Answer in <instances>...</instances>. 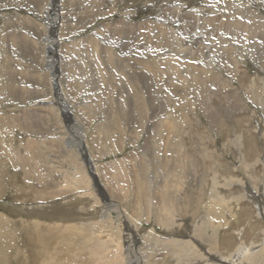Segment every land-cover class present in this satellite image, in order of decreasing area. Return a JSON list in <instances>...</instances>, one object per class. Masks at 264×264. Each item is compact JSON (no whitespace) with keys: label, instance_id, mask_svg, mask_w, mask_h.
Returning <instances> with one entry per match:
<instances>
[{"label":"rangeland","instance_id":"374dc122","mask_svg":"<svg viewBox=\"0 0 264 264\" xmlns=\"http://www.w3.org/2000/svg\"><path fill=\"white\" fill-rule=\"evenodd\" d=\"M37 1L36 0H0V22H1L0 23V27H1L0 43H3V40H5V38H6V35H5L6 33H4V31L2 32V29L5 28V26L8 25V23H10L11 21H12L11 26L16 24V23H18V24H16L15 26H21L20 25L21 23H19V20H22L25 16H26L25 18L28 17L29 19L36 21L34 23L40 24L46 33V34L44 33L43 36L40 34H37V31H36L37 28L36 27L34 28L32 26H27L26 28H19V31L15 30V32L16 31L17 32L15 33V36L12 37V39H11V42L13 44H15V46H12L13 49L10 50V55H12V56H9V58L11 60L14 59V61L13 60L11 61V65H10L11 67H9V68L13 69L12 71L14 73H16L17 76L18 75L20 76V80L22 79L23 83H22V81H20L19 87H18L20 90H18L19 93H18V95L15 96V99H14V97H10V95H11L10 93H11L12 89L7 88L9 86H7L8 84H5L6 83V82H4L5 80H3V82L0 81V86L3 84V86L0 87V116L7 115V117L11 118L13 114H14L13 116H16V115L18 116L20 114L22 116L27 117L28 114H30L35 109V107H36L35 104L41 103L43 101L46 102V104H48V105H52L51 107H53V108H55V106L58 107V109L55 108L54 110L52 108H50V109L48 108L49 110L44 108L45 111H44V113H42V116H41V119H42V117L44 119V120L42 119V122H41L42 126L43 127L45 126V128L48 129L49 133H52L51 134L52 136L50 134L48 135V137L53 142V148L51 150L52 151L51 154L55 155V156L58 155V158H60V160H55V161H57L55 164L57 167L65 164L63 161V158H64V151L67 150V148L70 147L76 151L81 150L83 148V146L81 144H82V141L84 142L85 136H88V139H90V140H93V139L98 140L99 139V138H97L98 136H97L96 130H94V127H96V124H98V122L101 121L102 118L100 116L103 114V111H105V110L112 111V106L110 105L112 103L109 102L108 96H111V98H113L112 101H113L115 106L117 105V103H121L124 106V105H126L127 99L126 98L123 99V98L125 97L126 92L128 91L131 94V97L133 98L132 103L135 106L134 109H135V111L137 110L136 103H135V99H136L135 92L132 91V89L129 87L126 88L125 85H123L121 82H119L120 78L117 74H115V76L113 75L114 77L109 76L110 78L103 75L102 77L101 76L100 77L99 76L86 77L87 79L84 80V78L81 77L82 74L77 69L71 67V66H74V64H75L73 53L76 55H77V53L81 54V56L84 59L85 58L86 59L91 58L92 54H93L92 50L94 49L93 46H94L95 42L100 44V45L106 46V47L109 45L110 47L109 46L108 47L111 50L114 49L113 51H115V52L118 51L119 54H122V55H123V51H121V50L122 49L125 50L126 48H128L126 50V52H129V54H130L129 57L133 58V60H137L138 58H141L142 56H143L142 59H148L149 58L153 61H156L157 64H154L153 66L156 65L155 68L157 70H158V66H160L159 68L161 70H159L160 72L157 70L153 71L152 70L153 67H150L151 70L149 69L150 71H152V72L149 71V73L151 74L150 79H151L152 85H150V89H151V93H153L152 94L153 103H152V105H150V107L146 111V114L148 113V111H149V113L147 115H145L144 119L141 118L136 111V113H135L136 118H133L134 122L131 121V122L127 123L128 125L125 124V126L121 125V122H119L118 128H120V129L118 131V134H120V135L117 134L118 136L114 137L115 139L112 138L111 140H113V141H111L110 138H107L106 141L108 144L110 143L109 146H107V143L105 145V140H102V141L100 140L99 143L104 141L103 142L104 146L102 145L103 143L101 145L98 143L99 145H97V146L90 145V149L87 148L89 150L88 156L89 157L91 156V158L94 160L95 166L97 168L95 166L91 167L86 162L87 161L86 158L80 157L81 161L79 163V167L82 170V172L80 170V172H81L80 174L86 176L85 180H87V181H84V182H86L85 183L86 186L83 182L81 184L82 187L80 186L79 189L65 188L67 190L66 197H69L68 195L71 196V194H74L77 192L86 193V191L92 190L94 195L97 196V197L96 196L95 197L98 199L99 204L98 205H96V204L91 205V204L87 203L88 201L86 202L85 200L83 201L82 199H79V202L74 201L73 198L72 199L69 198L68 200H66V202L70 203V206H71V207L68 206L66 208H68V210L73 209L72 211L78 210V212H75V213L69 212V215H65V212H64V214L62 213L63 215H60V216L56 215L57 217L54 215V217H49V216H43V215H31L25 211L26 207L29 209H30V207L31 208H34L37 206L49 207L51 205L54 207H57V206L60 207L61 204L66 203V202H64L65 201L64 196H59L60 194H58L56 192L59 189H63V186L60 183L61 178L59 176H56V177H52V179L51 178L48 179L47 175H48V172H50V170H51V166H49L47 164H45V166H44V162L40 164V163H38V162L36 163L34 161L31 163V165L26 164V162L23 160L24 158L26 159V155H27L26 154V148H24L25 146L22 147L23 152L21 150V159L15 157L13 155V152L15 150L14 148L19 147L20 140L22 138L25 139V136L27 135V133H23V135H22V133H20L21 132L20 129L17 126H13V125H10V126L4 125L3 127L0 126V128L2 127L0 129V143L2 145L1 150H0V174H1V169L3 170V173L1 174L3 176L0 175V216L3 215V217L1 216L2 218L6 217L5 219L11 220L13 222V225H14L13 230H10V232H8L9 230L6 231L4 229V227L0 228V235H3V239H1L2 241L0 240V264H33V263L35 264V261L38 258V256H41V254L43 253V250L41 249L42 244L47 245V248L45 249V251L51 255L50 257L52 258V262H54V260H56L58 256H62L61 254L63 253L65 256L68 257V259L70 261H72L73 259H76L72 264H86V263H88V264H93V263L94 264H114L113 260H114V257L117 255L116 252H114V250H116L118 248L117 249L118 252L120 251V248L115 243V240H117V236H116L115 240H110V241L104 240L102 242L101 237H97L96 235L92 237V226L90 227L87 224L89 222L91 223V221L93 223L102 222L101 221V212L102 211L103 212H111L112 216H115V213L118 214V212L120 210L126 211L127 214L131 215L135 226L140 227L139 223H138L140 221L144 225L143 228L139 229L140 230V234H139L140 237L138 239L139 243H136L137 245L134 243L136 245V247L138 248V250L134 253V257H132V264H144V263L145 264H177L176 261H173L172 254H171V256H169V254H167V255H164L165 253L163 254V252H165V251L158 253L155 257H152L150 259H148V258L145 259V256L148 253H150V251L147 247L148 245H146L147 242L144 239V236H146L147 235L146 233H148V229H151V227L155 226V230H157L159 233H161V235H166L165 233L167 232V230L163 226H158L155 222H153V218H151V211H148V210H150V206L148 205L149 197L152 195L153 191L158 192L157 194H161L160 192L164 191L163 188L159 189L158 187L163 185L165 179L163 176H161L162 178L160 177L159 178L160 180L158 181L160 186H156V185L151 186L150 182L152 181V178L149 177L151 174L146 173L145 169H147V165L152 162L153 156H159V158L162 162H164L165 160L167 161V160L173 159V156L171 155V153L169 154V152L167 153V151H166V149H167L166 143H168V142H172V144H175V145L178 144V147H176L175 154H174L175 157L177 155L179 156L181 152H188V154L191 157V161L196 166L197 173L199 174V177L202 176V174H204V177H205L204 184L202 186H200V188H199L200 183L197 187L191 186L190 188H188L186 186H178L179 187L178 188L177 186L176 187L173 186L172 182H170L167 190H169L172 195L184 197V200H183L184 206L182 205V212L185 213V219H183V220L190 221V222H192V220H194L191 216H189L186 213L187 207L191 205L190 207L192 209L195 207V209L192 210L189 207V212H190L189 214L195 213L196 214L195 217L197 218L196 222L201 223L202 215L206 212L209 203H210L211 207H212L213 203H215L213 205L218 204L217 202H215L216 199L220 198L218 193H220V195H225L227 197L232 196V198H233L235 195H237L239 192H241L242 185H233L231 187V186H228L227 184H224V181H225L224 178L228 179L229 177H235V178L237 177L239 180L242 181V183L245 182V184L247 185L246 188L250 191V193L248 195L250 197V199L248 201L245 200L241 206L240 205H238V206L233 205L232 209L230 208L231 207L230 205H229L230 207L229 206L227 207V204H224L223 207H222V205H221V207L219 205H216V206H219L221 208V210H219L218 212L213 210L212 212H215V214L217 213L216 215L219 214V216L217 218L213 217L212 213L210 211V218H211L210 219V227L209 226L207 228L204 227V229L210 230V237L214 234V231H216L215 226L217 227V229H219V232H218V236H219L218 250L221 252L223 257H227L230 254L234 253L236 251L237 247L241 244L245 245L247 248H254V247L259 246L261 243H263L264 242V220L262 218L256 217V214H258V213L256 212V208L254 207L253 203L250 201V200H252V197H253L252 194L253 193L251 192V189H250L251 184H250L249 177L241 168V163H240L239 154H238L239 151H238L237 146H236V143H237L236 138L241 136V138H243L244 143H246L245 148H244L245 150L243 149V153H244V155L246 154L245 158L247 161L252 163V162H256L259 157H262V156L264 157V139H263L264 131L262 132V136H263L262 137L261 133H260V129H259L260 127H264V122H263L264 121V110H263L262 106H260L261 104H258L257 102L255 103V101L253 100L254 97L250 94L251 91L248 89L250 81L252 79L264 78V31H263L264 30V0H208V1L207 0H158V1L157 0H117V1H115V0L114 1L113 0H104V1L98 0V2H97V0H87V1L86 0H65V1L64 0H37ZM57 1H58V3H57ZM72 1H73V3H72ZM89 1L92 2V4H89ZM188 1H190V2H188ZM182 2H185V3L187 2L188 5H190L192 7H198V8H202V7L204 8L205 7L204 9L213 10L212 13H214V15L212 17H215V18L212 19V17H211L210 19L211 20L216 19L218 21V22L215 21L214 23L210 22L209 23L210 26L209 25L204 26V24H202L201 25L202 26L201 31H200L199 28H197L196 26L190 25L191 19L188 17L189 19L184 18L185 20L182 21V24L179 27L180 34L183 31L184 33L187 32L186 34L190 35L191 33H189V31L192 32V31L196 30V31L192 32L194 35L193 34L190 35L192 37L182 33L181 35L183 37L181 36V40H182L181 42H185V43H183L185 47H190V44L193 41H195L193 43L197 47V51L199 50V52H200L198 54V56H196V60L199 61L200 64L198 62H195V60H194V62L192 61L194 64L193 63L190 64L191 59L188 60V58L185 59L184 64H182L183 62L180 61L182 59L179 58L178 56H176L177 53H176L175 49H177L179 46H176V42L173 43L170 41V37L167 34L166 30L164 29V24L166 25L167 20L170 21L171 17L175 13L174 7H178V5ZM105 3H107V4L105 5ZM83 5H85V6H83ZM98 5H100V6H98ZM208 5H209V7L207 8L206 6H208ZM105 6H106V8H104ZM101 7H102V9H101ZM168 7H169V10H171V9L172 10L169 11L167 9ZM210 7H212V8H210ZM252 8H253V11H252ZM69 10H72V11H69ZM139 10H142V11H140V13H139ZM248 10H249V13H248ZM45 11H47V12H45ZM112 11H114V12H112ZM99 12H101L102 15ZM136 12H137V14H136ZM163 12H166V13H163ZM167 12L170 15H168ZM224 12H225V14H224ZM128 13L131 14L132 25H128L127 19L129 18V15H130ZM217 13L219 16L217 15ZM123 14H126V15H123ZM121 15H122V17H121ZM165 15H166V17H164ZM241 15H242V17H241ZM244 15H245V17H244ZM20 16H21V18H20ZM91 17H92V19H91ZM136 17H138V18H136ZM167 17H169V18H167ZM143 18H145V19H143ZM253 18H255V19H253ZM83 19H85V20H83ZM123 19H125L126 21ZM158 19L161 21H157ZM45 20H47V21H45ZM237 20H239V21H237ZM78 21H79V23H78ZM136 22H138V24ZM159 22H160V24H159ZM183 22H185V23L183 24ZM241 22H243V23H241ZM61 23H62V25H64L65 28H63V26L61 27ZM143 23H145V24H143ZM161 24H163L162 25L163 28L160 27ZM185 24L188 25V27ZM182 25H183V27H182ZM189 25H190V28L192 27V29H189ZM71 26H73V27H71ZM143 26H146V29H144L145 27L143 28ZM178 26L179 25L176 23L175 27H178ZM58 27H59V29H58ZM99 28H100V30H99ZM104 28H105V30H104ZM184 28H188L189 30H186ZM120 29H122V30H120ZM140 29H141V31H140ZM57 31H59V32H57ZM115 32H116V35H115ZM122 32L123 33L126 32V33L123 34ZM120 33L122 36L118 35ZM69 34H71V35H69ZM100 34L101 35L105 34L104 36L102 35L104 38L101 37ZM196 34L197 35L199 34L198 35L199 37H197ZM2 35H5V36H2ZM23 35H25V36L23 37ZM126 35H127V37H126ZM128 35H130V36H128ZM134 35H135V37H134ZM161 35H163V36H161ZM131 36H132V38H131ZM148 36L149 37L151 36L150 40L148 39L149 38ZM61 38L64 39L63 40L64 42L62 41L64 44L62 42L60 43L59 40H61ZM137 38H139V39H137ZM146 38L148 40H146ZM151 38H152V40H154L153 42H152ZM159 38H161V39H159ZM200 38H201V40L203 38L204 39L201 41V40H199ZM126 39H128V40H126ZM134 39H135V41H134ZM195 39L196 40L198 39L199 41L197 40L198 41L197 42ZM18 40H20L21 42ZM142 40H144V41H142ZM83 41H84V43H83ZM19 42H20V44H19ZM43 42H44V44H43ZM74 42H75V44H74ZM201 42H203V43H201ZM40 43L43 45H41ZM81 43H82V45H81ZM91 43H92V45H91ZM146 43H148V44H146ZM51 44H53V45H51ZM77 44H78V46H77ZM173 44H174V46H173ZM63 45H64V47H63ZM136 45H137V47H136ZM142 45H144L145 49ZM212 45H214V47ZM75 46L79 47V48L75 49L76 48ZM150 46L151 47L153 46V48L155 50L152 49ZM169 46H171V47H169ZM207 46L209 47L210 50L208 49ZM111 47H113V48H111ZM129 47H132V48H129ZM164 47H165V49H164ZM200 47H201V49H199ZM171 48H172V50H171ZM66 49L67 50L69 49V50L67 51ZM130 49H131V51H130ZM43 50H45V51L47 50L46 51V58L47 59H46V62H44V64H40L41 62H40L39 56H41V53ZM159 50H160V52H159ZM141 51H142V54H141ZM35 52H37V53H35ZM83 52H85V53H83ZM137 52H140V54ZM144 52H145V54H144ZM0 53L2 54V55L0 54V63L5 62L6 60L7 61L10 60L8 57L6 58L4 56V52L2 53V51H0ZM86 54H88L90 57H88V55H86ZM134 54L136 56L139 54L137 56L138 58ZM171 54H174V55H171ZM66 55H68V56H66ZM170 55L175 57V58L170 57ZM3 56L5 57V59ZM1 57H3V58H1ZM193 57H194V55H193ZM202 57L204 59H206L208 57L210 58V60H211L210 65H209L210 70L205 67L206 64L203 63L204 61L202 60ZM238 57L244 61L245 66H243L242 68L241 67L236 68L237 67L236 62H238V59H239ZM215 59H216V62L214 61ZM17 60L19 61V63ZM159 60H162L161 63L159 62ZM168 60H170L171 61L170 63H172V64H170L171 67L165 66V65H167ZM174 62H177L176 65L178 66V69H177V66L176 67L174 66ZM219 62H221V63H219ZM15 63H17V64L15 65ZM224 63L227 65H225ZM39 64L42 66H40ZM185 64L194 65L195 67H193V68H195V69L197 66V70H196L197 75H202V77H203V78L201 77V81L199 82V85H197V88L195 89L196 91L195 90H194L195 92L193 91V95L188 94L189 93L188 88H185V86H181L182 84H180V85L177 84L178 80H179V83H180V81L183 82V80H184L183 78L186 75V73H185L186 70L183 69V65H185ZM196 64H198V65H196ZM211 64L213 66H215V68ZM221 64L223 67L219 66ZM12 65H15V67ZM44 65H46L45 67L47 69V73H49V75H50L49 78H50L51 82H49V83H46L44 81V79L41 77L43 75V73L45 72V71H42ZM161 66H162V68H161ZM207 66H208V64H207ZM201 67H203V68L201 69ZM14 68H15V70H14ZM22 68H24V69H22ZM175 68L179 73L178 72L175 73L176 72ZM163 69H164V72H166V73L163 72ZM29 70H33V72L30 73ZM173 71H174V73H173ZM191 72L193 73L194 70ZM78 73L80 76H78ZM175 74L176 75L179 74V76L177 75L175 77ZM66 75H68V76H66ZM162 76H164V77L162 78ZM220 76L222 78L224 77L226 82L220 81V79H219ZM103 77H106L107 79H111V80L108 81L109 83L107 82V84H103L102 82H98V81H97L98 82L97 83L94 80V79H101ZM166 77H167V79H166ZM169 77H171V78H169ZM177 77H179V78H177ZM212 77H213V79H212ZM173 78L174 79L176 78V80H174ZM233 78H234V80H233ZM121 79L123 81H125V79L123 77H121ZM204 79H206V80H204ZM0 80H2V76H0ZM83 80L86 81L87 84L84 82V84L81 85ZM170 80L174 81V86H175L174 88L172 87L173 85L170 86V83H171V82L169 83ZM113 82L117 83V85H112ZM123 83H125V82H123ZM161 83H164V84H161ZM90 84H91V86H90ZM154 84H155L156 88H155V86L153 87ZM167 84H169V85H167ZM220 84H222V85H220ZM5 85H6V87H5ZM164 85H165V87H164ZM21 86H22V88H21ZM123 86H124V88H123ZM167 86H168V88H167ZM91 87H93L94 90ZM171 87H172V89H170ZM164 88L165 89L167 88V89L164 90ZM175 88H176V90H175ZM91 89H92V91H91ZM116 89H118L119 91ZM159 89H162V90H159ZM168 89H169V91H168ZM103 90H104V92H102ZM112 90H113V92H112ZM166 91H168V92H166ZM224 92H226V93H224ZM197 93L199 94L198 95L199 97L197 96ZM105 94H106V96H105ZM123 94H124V96L122 97ZM172 94H174V95H172ZM19 95H21V96H19ZM115 95H117V96H115ZM179 95L182 97H180ZM48 97H49V100L47 99ZM88 97H90V98H88ZM200 97L203 99H200ZM60 98H61V100H60ZM120 98H122V100ZM157 98H159V99H157ZM180 99H181V101H180ZM182 101H183V103H182ZM192 101L194 103H191ZM195 101H197V102H195ZM242 104H243V106H242ZM173 106H175V108H173ZM203 106H204V109H202ZM258 106H260V107H258ZM29 107H30V109H29ZM33 107H34V109H33ZM100 107H101V109H100ZM167 107H169V108H167ZM38 108L39 107H37L35 110H37ZM78 109H79V111H77ZM57 110H58V112H60L59 114H58ZM68 111H70L73 118H71L70 116H66L64 114V112H68ZM176 111L178 113H180V114H178L179 115V117L177 118L178 121H176V119L173 121L174 117L173 118H172V116L170 117V114L174 115V113ZM217 111H218V113H217ZM45 112H46V114H45ZM56 112L58 115L56 114ZM80 112H81V114H80L81 116L79 115ZM166 112L168 114H166ZM75 113H76V115H75ZM114 113L116 114V112H114ZM36 114H37V116L41 115L40 113H37V112H36ZM154 114H156L157 116ZM215 114H216V116H215ZM166 116H167V118H165L166 119L165 120L164 117H166ZM90 117H92L91 120L89 119ZM96 118L98 119V122H97ZM138 118L141 121L138 120ZM151 119H152V121H151ZM0 120L2 122L4 119L0 117ZM142 120L145 121L146 124H145V122H142ZM159 120H160V122H159ZM162 120L165 123H163ZM54 121H56V122H54ZM71 121H72V123H69ZM157 121H158V123H157ZM210 121H212V122H210ZM152 122H153V124L150 125ZM215 122H216V124H215ZM134 123H136V124H134ZM140 123L142 125H140ZM155 123H157V124H155ZM160 123H162L163 125ZM170 123H172V124L174 123L173 124L174 126L171 125ZM53 124L56 126H54ZM70 125H72V126H70ZM89 126H90V128H89ZM134 126L137 128H134ZM158 126H160V127H158ZM169 126L172 130H170ZM176 126H178V127H176ZM183 126L184 127L187 126L188 128L185 127V129H186L185 130V129H183ZM131 127H133L134 129ZM166 127H168V129ZM131 129L133 130V133H131V131H132ZM160 129L161 130L164 129V130L160 131ZM165 129H167L166 130L167 132L165 131ZM54 130H56V132ZM138 130H140L141 132ZM155 130H157L158 132H155ZM122 132H123V134H122ZM135 132H137V133H135ZM142 132H143V134H142ZM168 132H170V133H168ZM85 134H87V135H85ZM179 134H181V135H179ZM36 135L37 136L35 137V140L37 138L38 139L41 138L40 134H36ZM144 135H146L147 137ZM155 136L157 137V139ZM150 137H152V138H150ZM158 137H160L162 140L165 137L164 140H166V141H162ZM171 137L172 138L174 137V138L172 139ZM118 138H120V139L118 140ZM104 139H106V138L104 137ZM108 139H109V141H108ZM155 139L158 141V143H157V141H155ZM114 140H117V141H114ZM173 140H176L177 143ZM232 140H233V142H232ZM61 141H62V144H61ZM133 141H135L137 143H135ZM123 143L125 144L124 146H123ZM182 143H184L185 146ZM66 144H68V145H66ZM55 145H57L56 148H55ZM64 145L66 146V148ZM155 145H158V146H155ZM141 146H142V148H141ZM154 146H155V149H152V152L154 151L152 153L150 150V147L154 148ZM100 147H101V150H100ZM115 147H117V148H115ZM120 147H121V149H119ZM94 148H95V150H94ZM108 148L110 150L113 148V150H112L113 152L107 150ZM122 148H125V149L122 150ZM147 148H149V149H147ZM235 148H236V150H235ZM177 149H178V151H177ZM92 150H94V152ZM61 151H62V153H61ZM106 151H109V152L107 153ZM2 153H3V155H1ZM10 153H12V154H10ZM99 153H100V155H98ZM129 153H130V155H129ZM139 153L141 154V156ZM22 156H24L23 159H22ZM135 157L137 158V160ZM146 157H147V159H146ZM12 158L13 159L15 158L17 162L15 161V159L13 160ZM7 159H9L8 162L6 161ZM18 159H20V161ZM96 160H98V161H96ZM139 161H141V163ZM129 162H130V164H129ZM82 165H83V168H82ZM139 165H140V167H139ZM25 166H26V168H25ZM40 167H42L44 169H42ZM29 168H30V171H29ZM256 169H257L256 171H257L258 175L262 177V175H264L263 174V172H264V161L257 163ZM148 170H149V168H148ZM120 171H122L123 174ZM139 171H140V175H139L140 177L137 180L136 175L138 174ZM92 172H94V173H92ZM128 173L130 176H128ZM215 173L218 174L219 179L221 178L220 179L221 184H219V185L217 184V186L215 185L216 183L213 182V180H214L213 178H214ZM126 174L128 177L126 176ZM40 175H42V176H40ZM93 175H94V177H93ZM119 177H120V179H119ZM36 179H38V180L36 181ZM39 179H41V180L39 181ZM199 180H200V178H199ZM133 181H134V183H133ZM1 183H2V185H1ZM138 183L142 184L144 186V188H146V189H143L142 185H141L142 187L139 188ZM217 183H218V180H217ZM87 184H88V186H87ZM117 184H119V185H117ZM32 185H33V187H32ZM149 185H150V187H149ZM222 185H227V187L225 188ZM260 186L263 188L264 183H262ZM35 187H37V188H35ZM59 187H62V188H59ZM46 188H47V190H46ZM87 188H89V189H87ZM17 189H20V190H17ZM40 189H42V191H40ZM215 189H216V191L214 192ZM73 190H74V193H73ZM113 192H114V194H113ZM115 192H116V194H115ZM211 194H212V196H211ZM40 195H41V197H39ZM55 195H57V197ZM254 195L257 197V199L259 201L260 200L259 198H261V197L260 196L258 197V193H256V194L254 193ZM42 196H44V198ZM33 197H35L36 199L34 200ZM124 197H125V199H124ZM146 197H148V198H146ZM209 197H210V202H209ZM141 198H143L144 201ZM46 200H48V201H46ZM107 200H109V201H107ZM263 200H264V198L262 199V201ZM57 202H60V204H58ZM135 202H136V204H135ZM140 202H141V205L143 204V206L140 205ZM21 203H23V204H21ZM145 204H146V206H145ZM62 206H65V205H62ZM102 206L104 207L103 210H101ZM242 207L245 210L242 209ZM60 208H61L60 210L64 209V207H60ZM144 208H147L148 210L147 209L145 210ZM17 209H20V210L23 209L22 213H21V211L20 212L17 211ZM80 211H81V213H80ZM163 214H164V212H163ZM134 215H136V216H134ZM71 219H73L74 221L75 220L83 221L84 226L79 227L78 225H76L75 223L70 221ZM20 220H24L27 222H32V221L37 220L40 223L43 222V224L46 223L47 225H50L51 227H53V229H52L53 233L47 239V241L51 242V240H52V242L47 243V241H46L45 243H42L39 239L36 238V236H35L36 233H33L34 230L32 228L25 227L24 230H21V228H19L21 225L19 226V223H18ZM135 220H136V222H135ZM122 221H123V224H121V226H120V230H121L120 236H121V241H122L123 245L121 247L123 249V252H125L126 251L125 246L129 240L128 235H126L127 231H126L125 227L130 222L128 220H125V217L122 219ZM105 223L110 229L113 230L114 234H117V232L119 230H117V228L114 225H111L114 222L110 223L108 221H105ZM213 226H214V228H213ZM187 227H189V226H187ZM15 230H17V231H15ZM185 232L188 233L189 231L186 230ZM2 233H4V234H2ZM8 233H10V234L8 235ZM124 234H125V236H124ZM58 235H65L67 237L75 238L73 240L75 242L72 245H70L71 247H69V249H70L69 251L64 250V252H62L63 250H61V249H65L66 247H68V245L63 246V245H65L63 242H62V244H63L62 247H57V249H55V250L53 249L54 243L57 242L56 240H58L55 238H57ZM0 238H1V236H0ZM91 238H92V240H91ZM124 238H126L127 242L125 241ZM69 239H71V238H69ZM119 239H120V237H119ZM110 242H111V244H110ZM82 244H85L86 249L85 250L83 249L82 252L77 253L76 251L78 249L76 247L80 246ZM203 246L209 247V245L206 244L205 242L203 243Z\"/></svg>","mask_w":264,"mask_h":264},{"label":"bare ground","instance_id":"6f19581e","mask_svg":"<svg viewBox=\"0 0 264 264\" xmlns=\"http://www.w3.org/2000/svg\"><path fill=\"white\" fill-rule=\"evenodd\" d=\"M37 1V0H36ZM65 1V0H64ZM87 1V0H86ZM104 1V0H103ZM114 1V0H113ZM115 1H117V0H115ZM158 1V0H157ZM208 1V0H207ZM38 2V1H37ZM56 2V1H55ZM75 2V1H74ZM97 2H98V0H97ZM161 2V1H160ZM178 2V1H177ZM188 2H190V1H188ZM210 2V1H209ZM49 3V2H48ZM57 3H58V1H57ZM72 3H73V1H72ZM95 3V2H94ZM114 3V2H113ZM156 3V2H155ZM211 3V2H210ZM226 3V2H225ZM75 4V3H74ZM73 4V5H74ZM81 4V3H80ZM89 4H92V2H90L89 1ZM107 3H105V5H106ZM117 4V3H116ZM173 4V3H172ZM171 4V5H172ZM44 5V4H43ZM103 5V4H102ZM197 5V4H196ZM210 5V4H209ZM209 5L208 6H206L207 8L209 7ZM40 6V5H39ZM83 6H85V5H83ZM90 6V5H89ZM98 6H100V5H98ZM118 6V5H117ZM173 6V5H172ZM212 6V5H211ZM249 6V5H248ZM80 7V6H79ZM97 7V6H96ZM200 7V6H199ZM60 8V7H59ZM82 8V7H81ZM92 8V7H91ZM104 8H106V6L104 7ZM171 8V7H170ZM205 8V7H204ZM203 7L202 8H198V7H192V6H190V5H188V3L186 2H182V3H180L179 5H178V7H174V11H175V13H174V15L171 17V20L170 21H168L167 20V23H166V25L164 24V29L166 30V32H167V34L169 35V37H170V41L171 42H173V43H175L176 42V46H179L177 49H175L176 50V56H178L179 58H181L182 60H180L181 62H183L182 64H184V62H185V59H187L188 58V60L189 59H191L190 60V64H192L193 62H194V60H195V62H198L199 63V61H197L196 60V56H198V54L200 53L199 52V50L197 51V47L194 45V43L193 42H195V41H193L191 44H190V47H185L184 46V44L183 43H185V42H181L182 40H181V34L183 33V34H186V33H184L183 31H182V33L180 34V29H179V27H180V25L182 24V21L183 20H185L184 18H190L191 19V24L190 25H192V26H196L197 28H199V30L201 31V25L202 24H204V26L205 25H209L210 26V22H215V21H217L216 19L215 20H211L210 18L214 15V13H212V11L213 10H207V9H204ZM210 8H212V7H210ZM97 9V8H96ZM101 9H102V7H101ZM168 10H169V7L167 8ZM55 10V9H54ZM83 10V9H82ZM92 10V9H91ZM100 10V9H99ZM138 10V9H137ZM165 10V9H164ZM172 10V9H171ZM171 10H169V11H171ZM240 10V9H239ZM246 10V9H245ZM250 10V9H249ZM249 10H248V13H249ZM59 11V10H58ZM69 11H72V10H69ZM84 11V10H83ZM115 11V10H114ZM114 11H112V12H114ZM140 11H142V10H139V13H140ZM166 11V10H165ZM218 11V10H217ZM222 11V10H221ZM252 11H253V8H252ZM45 12H47V11H45ZM89 12V11H88ZM126 12V11H125ZM128 12V11H127ZM132 12V11H131ZM223 12V11H222ZM243 12V11H242ZM41 13V12H40ZM99 13H101V12H99ZM98 13V14H99ZM163 13H166V12H163ZM168 13V12H167ZM247 13V14H248ZM260 13V12H259ZM46 14V13H45ZM49 14V13H48ZM82 14V13H81ZM93 14V13H92ZM113 14V13H112ZM127 14V13H126ZM126 14H123V15H126ZM128 14H130V13H128ZM136 14H137V12H136ZM144 14V13H143ZM172 14V13H171ZM211 14V15H210ZM224 14H225V12H224ZM240 14V13H239ZM43 15V14H42ZM90 15V14H89ZM101 15H102V13H101ZM168 15H170L169 13H168ZM217 15H218V13H217ZM252 15V14H251ZM87 16V15H86ZM128 16V15H127ZM137 16V15H136ZM145 16V15H144ZM143 16V17H144ZM149 16V15H148ZM147 16V17H148ZM219 16V15H218ZM23 17V16H22ZM26 17V16H25ZM23 18L22 20H19L20 18H21V16H20V18L18 19L19 20V23H21L20 25L21 26H15L16 24H18V23H16V24H14V25H12L11 26V22L10 23H8V25H6L5 26V28H3L2 29V32L4 31V33H6L5 35H6V38H5V40H3V43H0V51H2V53L4 52V56L7 58H9V56H12V55H10V50H12L13 49V47L12 46H15V44H13L12 42H11V39H12V37H14L15 36V33L17 32H15V30H18L19 31V28H26L27 26H32V27H36L37 29H36V31H37V34H40V35H42L43 36V34L45 33V31H44V29H43V27L40 25V24H38V23H34V22H36V21H34V20H32V19H29L28 17L27 18ZM81 17V16H80ZM96 17V16H95ZM121 17H122V15H121ZM125 17V16H124ZM140 17V16H139ZM156 17V16H155ZM158 17V16H157ZM162 17V16H161ZM164 17H166V15L164 16ZM241 17H242V15H241ZM244 17H245V15H244ZM263 17V16H262ZM88 18V17H87ZM136 18H138V17H136ZM146 18V17H145ZM145 18H143V19H145ZM167 18H169V17H167ZM188 18V19H189ZM213 18H215V17H212V19ZM91 19H92V17H91ZM122 19V18H121ZM163 19V18H162ZM253 19H255V18H253ZM48 20V19H47ZM47 20H45V21H47ZM81 20V19H80ZM83 20H85V19H83ZM97 20V19H96ZM123 20H125V19H123ZM128 20V25H132V19H131V14L129 15V18L127 19ZM137 20V19H136ZM44 21V22H45ZM50 21V20H49ZM57 21V20H56ZM126 21V20H125ZM157 21H161V20H157ZM188 21V20H187ZM186 21V22H187ZM220 21V20H219ZM237 21H239V20H237ZM243 21V20H242ZM246 21V20H245ZM75 22V21H74ZM148 22V21H147ZM218 22V21H217ZM255 22V21H254ZM1 23V22H0ZM46 23V22H45ZM78 23H79V21H78ZM118 23V22H117ZM137 24H138V22H136ZM141 23V22H140ZM170 23V24H169ZM178 24L179 26L178 27H175V24ZM185 22H183V24H184ZM193 23V24H192ZM241 23H243V22H241ZM256 23V22H255ZM261 23V22H260ZM56 24V23H55ZM122 24V23H121ZM143 24H145V23H143ZM158 24V23H157ZM159 24H160V22H159ZM188 24V23H187ZM221 24V23H220ZM253 24V23H252ZM46 25V24H45ZM53 25V24H52ZM51 25V26H52ZM140 25V24H139ZM163 24H161L160 25V27H162L163 28V26H162ZM186 25V24H185ZM190 25H189V29H192V27L190 28ZM219 25V24H218ZM227 25V24H226ZM229 25V24H228ZM247 25V24H246ZM261 25V24H260ZM60 26V25H59ZM63 26V28H65L64 27V25H62V23H61V27ZM81 26V25H80ZM106 26V25H105ZM119 26V25H118ZM126 26V25H125ZM187 27H188V25H186ZM236 26V25H235ZM46 27V26H45ZM49 27V26H48ZM71 27H73V26H71ZM111 27V26H110ZM145 27V28H144ZM182 27H183V25H182ZM77 28V27H76ZM75 28V29H76ZM117 28V27H116ZM132 28V27H131ZM143 28L144 29H146V26H143ZM194 28V27H193ZM240 28V27H239ZM247 28V27H246ZM5 29V30H4ZM43 29V30H42ZM58 29H59V27H58ZM73 29V28H72ZM184 29H186V30H189L188 28H184ZM0 30H1V27H0ZM21 30V29H20ZM31 30V29H30ZM71 30V29H70ZM99 30H100V28H99ZM104 30H105V28H104ZM103 30V31H104ZM116 30V29H115ZM120 30H122V29H120ZM132 30V29H131ZM138 30V29H137ZM155 30V29H154ZM198 30V29H197ZM205 30V29H204ZM32 31V30H31ZM63 31V30H62ZM129 31V30H128ZM140 31H141V29H140ZM149 31V30H148ZM151 31V30H150ZM157 31V30H156ZM163 31V30H162ZM192 31V30H191ZM194 31H196V30H194ZM194 31H192V32H194ZM206 31V30H205ZM264 31V30H263ZM47 32V31H46ZM57 32H59V31H57ZM56 32V33H57ZM111 32V31H110ZM127 32V31H126ZM126 32H122L123 34H125ZM136 32V31H135ZM144 32V31H143ZM160 32V31H159ZM164 32V31H163ZM192 32H190L189 31V33H191L190 35H192L193 33ZM204 32V31H203ZM1 33V32H0ZM20 33V32H19ZM33 33V32H32ZM31 33V34H32ZM106 33V32H105ZM128 33V32H127ZM134 33V32H133ZM157 33V32H156ZM197 33V32H196ZM200 33V32H199ZM202 33V32H201ZM238 33V32H237ZM46 34V33H45ZM111 34V33H110ZM129 34V33H128ZM138 34V33H137ZM205 34V33H204ZM5 35H2V36H5ZM69 35H71V34H69ZM92 35V34H91ZM101 35V34H100ZM99 35V36H100ZM103 36L105 35V34H102ZM101 35V37H103ZM115 35H116V32H115ZM119 36L121 35V33L120 34H118ZM186 35H188V34H186ZM190 35H188V36H190ZM194 35V34H193ZM197 35V34H196ZM199 35V34H198ZM197 35V37H199ZM202 35V34H201ZM18 36V35H17ZM25 35H23V37H24ZM30 36V35H29ZM37 36V35H36ZM122 36V35H121ZM125 36V35H124ZM128 36H130V35H128ZM137 36V35H136ZM161 36H163V35H161ZM167 36V35H166ZM204 36V35H203ZM1 37V36H0ZM41 37V36H40ZM61 37V36H60ZM96 37V36H95ZM100 37V38H101ZM126 37H127V35H126ZM134 37H135V35H134ZM142 37V36H141ZM146 37V36H145ZM149 37V36H148ZM151 37V36H150ZM150 37L148 38L149 40H150ZM183 37V36H182ZM190 37H192V36H190ZM29 38V37H28ZM39 38V37H38ZM43 38V37H42ZM88 38V37H87ZM104 38V37H103ZM124 38V37H123ZM131 38H132V36H131ZM166 38V37H165ZM26 39V38H25ZM34 39V38H33ZM68 39V38H67ZM97 39V38H96ZM110 39V38H109ZM136 39V38H135ZM135 39H134V41H135ZM137 39H139V38H137ZM142 39V38H141ZM147 38H146V40H148ZM155 39V38H154ZM159 39H161V38H159ZM204 39V38H203ZM202 39V40H203ZM207 39V38H206ZM42 40V39H41ZM64 39H62L61 38V40H59L60 41V43L63 41ZM111 40V39H110ZM126 40H128V39H126ZM125 40V41H126ZM133 40V39H132ZM131 40V41H132ZM145 40V39H144ZM144 40H142V41H144ZM151 40H152V38H151ZM196 40V39H195ZM198 40V39H197ZM196 40V41H197ZM199 40H201V38L199 39ZM198 40V41H199ZM201 40V41H202ZM18 41H20V40H18ZM43 41V40H42ZM66 41V40H65ZM104 41V40H103ZM130 41V40H129ZM138 41V40H137ZM141 41V42H142ZM154 40H152V42H153ZM156 41V40H155ZM197 41V42H198ZM9 42V43H8ZM14 42V41H13ZM21 42V41H20ZM20 42H19V44H20ZM57 42V41H56ZM64 42V41H63ZM62 42V43H63ZM148 42V41H147ZM151 42V41H150ZM149 42V43H150ZM206 42V41H205ZM13 45H12V44ZM58 43V42H57ZM83 43H84V41H83ZM103 43V42H102ZM126 43V42H125ZM201 43H203V42H201ZM18 44V45H19ZM22 44V43H21ZM41 44V43H40ZM43 44H44V42H43ZM43 44H41V45H43ZM64 44V43H63ZM74 44H75V42H74ZM133 44V43H132ZM146 44H148V43H146ZM158 44V43H157ZM156 44V45H157ZM161 44V43H160ZM172 44V43H171ZM51 45H53V44H51ZM67 45V44H66ZM81 45H82V43H81ZM91 45H92V43H91ZM108 45V44H107ZM127 45V44H126ZM153 45V44H152ZM155 45V44H154ZM162 45V44H161ZM170 45V44H169ZM210 45V44H209ZM208 45V46H209ZM57 46V45H56ZM72 46V45H71ZM77 46H78V44H77ZM88 46V45H87ZM109 46V45H108ZM106 47V46H103V45H100V44H98V43H96L95 42V44H94V49L92 50L93 52V54H92V57L91 58H88V59H84L82 56H81V54H79V53H77V55L76 54H74L73 53V56H74V60H75V64H74V66H71L72 68H75V69H77L81 74H82V76L81 77H83L84 78V80L85 79H87L86 77H93V76H106V77H108V78H110L109 76H115V74H117L118 76H119V82H121L123 85H125V87L127 88V87H129V88H131L132 89V91H134L135 92V94H136V99H135V103H136V107H137V113L139 114V116L141 117V118H143L144 119V117H145V115H147L148 113H149V111H148V113L146 114V111L148 110V108L150 107V105H152V103H153V98H152V94L153 93H151V89H150V85H152V83H151V79H150V73H149V71L151 70L150 69V67H153L152 68V70L154 71V70H157L156 68H155V66H153L154 64H157L156 63V61H153V60H151V59H142V57L141 58H138L137 56L140 54V52H137V53H139L136 57L138 58L137 60H133V58H131V57H129V52H126V50L128 49V48H126L125 50H121V51H123V55L122 54H119V52L117 53V52H115V51H113V50H111L109 47ZM143 47H144V45H142ZM141 46V47H142ZM173 46H174V44H173ZM175 46V47H176ZM199 46V45H198ZM207 46V47H208ZM213 47H214V45H212ZM211 46V47H212ZM63 47H64V45H63ZM76 47V46H75ZM120 47V46H119ZM122 47V46H121ZM124 47V46H123ZM136 47H137V45H136ZM135 47V48H136ZM148 47V46H147ZM151 47V46H150ZM169 47H171V46H169ZM203 47V46H202ZM16 48V47H15ZM22 48V47H21ZM26 48V47H25ZM79 47H76L75 49H78ZM81 48V47H80ZM111 48H113V47H111ZM129 48H132V47H129ZM152 49H154L153 48V46L151 47ZM204 48V47H203ZM87 49V48H86ZM89 49V48H88ZM134 49V48H133ZM144 49H145V47H144ZM161 49V48H160ZM164 49H165V47H164ZM199 49H201V47L199 48ZM206 49V48H205ZM208 49H209V47H208ZM253 49V48H252ZM17 50V49H16ZM38 50V49H37ZM67 50V49H66ZM65 50V51H66ZM69 50V49H68ZM67 50V51H68ZM72 50V49H71ZM83 50V49H82ZM155 50V49H154ZM158 50V49H157ZM171 50H172V48H171ZM210 50V49H209ZM47 51V50H46ZM46 51L45 50H43L42 51V53H41V56H39L40 58V64H44V62H46ZM76 51V50H75ZM120 51V50H119ZM130 51H131V49H130ZM14 52V51H13ZM38 52V51H37ZM37 52H35V53H37ZM59 52V51H58ZM57 52V53H58ZM146 52V51H145ZM145 52H144V54H145ZM159 52H160V50H159ZM23 53V52H22ZM63 53V52H62ZM66 53V52H65ZM83 53H85V52H83ZM1 54V53H0ZM15 54V53H14ZM24 54V53H23ZM39 54V53H38ZM59 54V53H58ZM70 54V53H69ZM90 54V53H89ZM141 54H142V51H141ZM170 54V53H169ZM206 54V53H205ZM2 55V54H1ZM16 55V54H15ZM71 55V54H70ZM86 55H88V54H86ZM163 55V54H162ZM171 55H174V54H171ZM170 55V57H173V56H171ZM193 55H194V57H193ZM230 55V54H229ZM3 56V57H4ZM14 56V55H13ZM66 56H68V55H66ZM160 56V55H159ZM3 57H1V58H3ZM5 57H4V59H5ZM16 57V56H15ZM14 57V58H15ZM21 57V56H20ZM60 57V56H59ZM88 57H90L89 55H88ZM129 57V58H128ZM154 57V56H153ZM162 57V56H161ZM165 57V56H164ZM163 57V58H164ZM22 58V57H21ZM173 58H175V57H173ZM231 58V57H230ZM239 58V57H238ZM10 59V58H9ZM62 59V58H61ZM72 59V58H71ZM157 59V58H156ZM13 61H14V59H12ZM11 59L10 60H6L5 62H1L0 63V76H2V80H0L1 82H3V80H5L4 82H6L5 84H8L7 86H9V87H7V88H11L12 90H11V95H10V97H14V99H15V96L16 95H18V93H19V91L18 90H20L18 87H19V83H20V81H22V79L20 80V76L18 75L17 76V74L16 73H14L12 70L13 69H10L9 67H11L10 65H11V61H12ZM21 60V59H20ZM25 60V59H24ZM23 60V61H24ZM37 60V59H36ZM67 60V59H66ZM70 60V59H69ZM166 60V59H165ZM164 60V61H165ZM202 60L204 61L203 63L204 64H206L205 65V67L207 68V69H209V65H210V62H211V60H210V58L208 57V58H206V59H204L203 57H202ZM236 60V59H235ZM18 61V60H17ZM27 61V60H26ZM52 61V60H51ZM161 61L162 60H159V62L161 63ZM163 61V62H164ZM193 61V62H192ZM215 62H216V59L214 60ZM21 62V61H20ZM158 62V61H157ZM166 62V61H165ZM169 62V63H168ZM168 62H167V65H165V66H169V67H171L170 66V64H172V63H170L171 61L170 60H168ZM224 62V61H223ZM226 62V61H225ZM259 62V61H258ZM14 63V62H13ZM18 63H19V61H18ZM24 63V62H23ZM176 63L177 62H174V66L176 67L177 65H176ZM219 63H221V62H219ZM235 63V62H234ZM17 63H15V65H16ZM28 64V63H27ZM34 64V63H33ZM39 64V65H40ZM54 64V63H53ZM159 64V63H158ZM164 64V63H163ZM190 64H185V65H183V69H185L186 71H185V73H186V75H185V77L183 78L184 80H183V82L182 81H180V83H179V80H178V83L177 84H182L181 86H185V88H188V94H192L193 95V91L197 88V85H199V82L201 81V77H202V75H197V66H196V69L195 68H193V67H195L194 65H190ZM194 64V63H193ZM200 64V63H199ZM207 64H208V66H207ZM218 64V63H217ZM225 64V63H224ZM15 65H12V66H14L15 67ZM196 65H198V64H196ZM202 65V64H201ZM212 65V64H211ZM225 65H227V64H225ZM40 66H42V65H40ZM46 65H44L43 66V70L42 71H45L44 73H43V75L41 76L43 79H44V81L46 82V83H49V82H51V80H50V78H49V73H47V69H46V67H45ZM62 66V65H61ZM163 66V65H162ZM162 66H161V68H162ZM180 66V65H179ZM204 66V65H203ZM213 66V65H212ZM219 66H222V64L221 65H219ZM235 66V65H234ZM237 66V67H236ZM236 68H238V67H243V66H245V64H244V61L242 60V59H238V62H236ZM26 67V66H25ZM36 67V66H35ZM59 67V66H58ZM160 66H158V70L157 71H159V70H161L160 68H159ZM182 67V66H181ZM180 67V68H181ZM214 68H215V66H213ZM223 67V66H222ZM227 67V66H226ZM27 68V67H26ZM200 68V67H199ZM203 67H201V69H202ZM212 68V67H211ZM225 68V67H224ZM240 68V69H241ZM22 69H24V68H22ZM29 69V68H28ZM150 69V70H149ZM177 69H178V66H177ZM200 69V70H201ZM226 69V68H225ZM14 70H15V68H14ZM175 70H176V68H175ZM174 70V71H175ZM181 70V69H180ZM179 70V71H180ZM194 70V72L192 73L191 71H193ZM210 70V69H209ZM236 70V69H235ZM23 71V70H22ZM25 71V70H24ZM37 71V70H36ZM61 71V70H60ZM167 71V70H166ZM171 71V70H170ZM169 71V72H170ZM174 71H173V73H174ZM184 71V70H183ZM205 71V70H204ZM215 71V70H214ZM262 71V70H261ZM29 72L31 73V72H33V70H29ZM40 72V71H39ZM58 72V71H57ZM150 72H152V71H150ZM160 72V71H159ZM158 72V73H159ZM162 72V71H161ZM163 72H164V69H163ZM178 71L176 70V72L175 73H177ZM203 72V71H202ZM227 72V71H226ZM19 73V72H18ZM21 73V72H20ZM27 73V72H26ZM41 73V72H40ZM76 73V72H75ZM74 73V74H75ZM164 73H166V72H164ZM172 73V74H173ZM179 73V72H178ZM217 73V72H216ZM239 73V72H238ZM171 74V73H170ZM210 74V73H209ZM243 74V73H242ZM255 74V73H254ZM27 75V74H26ZM161 75V74H160ZM178 76H179V74H177ZM176 74H175V77L177 76ZM213 75V74H212ZM211 75V76H212ZM25 76V75H24ZM66 76H68V75H66ZM78 76H80L79 75V73H78ZM113 76V77H114ZM210 76V77H211ZM223 76V75H222ZM240 76V75H239ZM56 77V76H55ZM71 77V76H70ZM106 77H103V78H101V79H94L96 82L98 81V82H102L103 84H107V82L108 81H110L111 79H107ZM121 77H123L124 79H125V81H123L122 79H121ZM158 77V76H157ZM156 77V78H157ZM164 76H162V78H163ZM174 77V76H173ZM209 77V76H208ZM257 77V76H256ZM52 78V77H51ZM82 78V79H83ZM96 78V77H95ZM117 78V77H116ZM169 78H171V77H169ZM177 78H179V77H177ZM203 78V77H202ZM230 78V77H229ZM235 78V77H234ZM234 78H233V80H234ZM259 78V77H258ZM35 79V78H34ZM60 79V78H59ZM73 79V78H72ZM90 79V78H89ZM154 79V78H153ZM152 79V80H153ZM166 79H167V77H166ZM165 79V80H166ZM174 79V78H173ZM212 79H213V77H212ZM219 79H220V81H225L226 82V80L224 79V77L222 78L221 76L219 77ZM243 79V78H242ZM65 80V79H64ZM83 80V82H82V84L81 85H83L84 84V82L87 84V82L86 81H84ZM116 80V79H115ZM161 80V79H160ZM172 80V79H171ZM169 81V83H170V86H172L173 88L175 87L174 86V81ZM174 80H176V78L174 79ZM204 80H206V79H204ZM211 80V79H210ZM35 81V80H34ZM38 81V80H37ZM158 81V80H157ZM163 81V80H162ZM237 81V80H236ZM40 82V81H39ZM75 82V81H74ZM73 82V83H74ZM79 82V81H78ZM95 82V83H96ZM97 82V83H98ZM123 82H125V83H123ZM177 82V81H176ZM215 82V81H214ZM230 82V81H229ZM22 83H23V81H22ZM93 83V82H92ZM91 83V84H92ZM94 83V84H95ZM109 83V82H108ZM151 83V84H150ZM159 83V82H158ZM202 83V82H201ZM204 83V82H203ZM220 83V82H219ZM62 84V83H61ZM75 84V83H74ZM91 84H90V86H91ZM157 84V83H156ZM161 84H164V83H161ZM226 84V83H225ZM243 84V83H242ZM64 85V84H63ZM67 85V84H66ZM69 85V84H68ZM76 85V84H75ZM112 85H117V83H115V82H113L112 83ZM119 85V84H118ZM167 85H169V84H167ZM176 85V84H175ZM220 85H222V84H220ZM248 85V84H247ZM1 86H3V84L1 85ZM0 86V87H1ZM52 86V85H51ZM54 86V85H53ZM155 86V84L153 85V87ZM233 86V85H232ZM5 87H6V85H5ZM25 87V86H24ZM59 87V86H58ZM63 87V86H62ZM152 87V86H151ZM158 87V86H157ZM160 87V86H159ZM164 87H165V85H164ZM172 87L170 88V89H172ZM215 87V86H214ZM230 87V86H229ZM21 88H22V86H21ZM48 88V87H47ZM87 88V87H86ZM92 89H93V87H91ZM104 88V87H103ZM123 88H124V86H123ZM122 88V89H123ZM155 88H156V86H155ZM167 88H168V86H167ZM166 88V89H167ZM216 88V87H215ZM46 89V88H45ZM64 89V88H63ZM92 89H91V91H92ZM112 89V88H111ZM120 89V88H119ZM165 88H164V90H166ZM239 89V88H238ZM251 92H250V94L254 97V101H255V103L257 102L258 104H261L260 106H262V108H263V110H264V78H259V79H252L251 81H250V84H249V88H248ZM65 90V89H64ZM94 90V89H93ZM108 90V89H107ZM116 90H118V89H116ZM128 90V89H127ZM155 90V89H154ZM153 90V91H154ZM158 90V89H157ZM159 90H162V89H159ZM175 90H176V88H175ZM174 90V91H175ZM179 90V89H178ZM226 90V89H225ZM119 91V90H118ZM168 91H169V89H168ZM168 91H166V92H168ZM171 91V90H170ZM196 91V90H195ZM194 91V92H195ZM198 91V90H197ZM201 91V90H200ZM228 91V90H227ZM76 92V91H75ZM95 92V91H94ZM97 92V91H96ZM101 92V91H100ZM102 92H104V90L102 91ZM112 92H113V90H112ZM116 92V91H115ZM128 92V91H127ZM126 92V95H125V97L123 98V99H127L126 100V105H122L121 103H117V105L115 106L114 105V103H113V98H111V96H108V99H109V102L110 103H112V104H110L111 106H112V111H109V110H105V111H103V114L100 116L102 119H101V121L100 122H98V117L96 118L97 119V122H98V124H96V127H94V130H96V133H97V138H99L98 140H95V139H93V140H90V139H88V136H85V140H84V142L82 141V146H83V148L81 149V150H79V151H76V150H74L73 148H67V150H65L64 151V158H63V161H64V165H58L59 167H57L55 164H56V162L57 161H55V160H60V158H58V155L57 156H55V155H52L51 154V150H52V148H53V142L51 141V139L48 137V135L50 134H52V133H49V131H48V129L47 128H45V126L43 127L42 126V119H43V117H42V119H41V116H42V113H44V108H46V109H50V108H52L53 110L55 109V108H57L58 109V107H56L55 106V108H53V107H51L52 105H48V104H46V102H41V103H36L35 104V109L37 108V107H39L37 110H35L34 109V107H33V111L30 113V114H28V116L27 117H25V116H22V115H16V116H13L12 115V117L10 118V117H7V115H2V116H0L1 118H3L4 120L1 122V120H0V126H6V125H13V126H17L19 129H20V133H22V135H23V133H27V135L25 136V139H21L20 140V144H19V147H15L14 149V152H13V155L15 156V157H17V158H20L21 159V150H22V147L23 146H25L24 148H26V159L24 158L23 159V157L24 156H22V159L26 162V164H30L31 165V163L32 162H38V163H43L44 162V166H45V164H47V165H49V166H51V170H50V172H48V179L49 178H51L52 179V177H56V176H59L60 178H61V184H62V186H63V189H59V190H57L56 192L58 193V194H60L59 196H64V202H66V200H68L69 198H73L74 199V201H78L79 202V199H82L83 201L85 200L88 204H96V205H98L99 204V202H98V199L96 198L97 196L96 195H94V193H93V191L92 190H88V191H86V193H81V192H77V193H74V190H73V193L74 194H71V196L70 195H68L69 197H66V192H67V190L65 189V188H75V189H79L80 188V186H81V184L84 182V181H87V180H85L86 179V176L85 175H81L80 173L82 172V170H81V168L79 167V163H80V161H81V159H80V157H83V158H86L87 159V163L91 166V167H93V166H95V163H94V160L91 158V156L89 157L88 156V149L87 148H89L90 149V145H95V146H97V145H101L103 142H101V143H99L100 142V140L102 141V140H105V145H106V143H107V138H110V140L112 139V138H114V137H116V136H118V135H120V134H118V131H119V129L120 128H118L119 127V122H121V125H123V126H125V124L126 125H128L127 123H129V122H131V121H133L134 122V119L133 118H136L135 117V113H136V111H135V106L133 105V103H132V100H133V98L131 97V94L128 92L127 93ZM157 92V91H156ZM176 92V91H175ZM185 92V91H184ZM216 92V91H215ZM235 92V91H234ZM45 93V92H44ZM56 93V92H55ZM107 93V92H106ZM224 93H226V92H224ZM228 93V92H227ZM243 93V92H242ZM23 94V93H22ZM43 94V93H42ZM87 94V93H86ZM94 94V93H93ZM103 94V93H102ZM109 94V93H108ZM116 94V93H115ZM160 94V93H159ZM201 94V93H200ZM245 94V93H244ZM247 94V93H246ZM34 95V94H33ZM172 95H174V94H172ZM178 95V94H177ZM186 95V94H185ZM199 94L197 93V96H198ZM19 96H21V95H19ZM55 96V95H54ZM63 96V95H62ZM65 96V95H64ZM67 96V95H66ZM95 96V95H94ZM93 96V97H94ZM105 96H106V94H105ZM113 96V95H112ZM115 96H117V95H115ZM114 96V97H115ZM124 96V94L122 95V97ZM180 96V95H179ZM231 96V95H230ZM251 96V97H252ZM28 97V96H27ZM180 97H182V96H180ZM190 97V96H189ZM188 97V98H189ZM192 97V96H191ZM199 97V96H198ZM30 98V97H29ZM45 98V97H44ZM56 98V97H55ZM58 98V97H57ZM88 98H90V97H88ZM95 98V97H94ZM105 98V97H104ZM119 98V97H118ZM174 98V97H173ZM223 98V97H222ZM240 98V97H239ZM17 99V98H16ZM48 100H49V97L47 98ZM107 99V100H108ZM121 100H122V98H120ZM156 99V98H155ZM157 99H159V98H157ZM176 99V98H175ZM192 99V98H191ZM196 99V98H195ZM200 99H203V98H201L200 97ZM245 99V98H244ZM60 100H61V98H60ZM106 100V101H107ZM242 100V99H241ZM15 101V100H14ZM13 101V102H14ZM41 101V100H40ZM64 101V100H63ZM93 101V100H92ZM105 101V100H104ZM158 101V100H157ZM179 101V100H178ZM180 101H181V99H180ZM198 101V100H197ZM197 101H195V102H197ZM211 101V100H210ZM226 101V100H225ZM23 103V102H22ZM94 103V102H93ZM123 103V102H122ZM182 103H183V101H182ZM191 103H194L193 101L191 102ZM199 103V102H198ZM237 103V102H236ZM241 103V102H240ZM246 103V102H245ZM98 104V103H97ZM108 104V105H109ZM125 104V103H124ZM73 105V104H72ZM71 105V106H72ZM76 105V104H75ZM79 105V104H78ZM89 105V104H88ZM174 105V104H173ZM179 105V104H178ZM181 105V104H180ZM207 105V104H206ZM198 106V105H197ZM236 106V105H235ZM238 106V105H237ZM242 106H243V104H242ZM260 106H258V107H260ZM94 107V106H93ZM196 107V106H195ZM208 107V106H207ZM245 107V106H244ZM243 107V108H244ZM167 108H169V107H167ZM173 108H175V106H173ZM172 108V109H173ZM241 108V107H240ZM29 109H30V107H29ZM48 109V110H49ZM100 109H101V107H100ZM107 109V108H106ZM165 109V108H164ZM171 109V108H170ZM195 109V108H194ZM202 109H204V106H203V108ZM214 109V108H213ZM86 110V109H85ZM190 110V109H189ZM235 110V109H234ZM77 111H79V109L77 110ZM92 111V110H91ZM101 111V110H100ZM211 111V110H210ZM36 112L37 113H40L41 115H39V116H37V114H36ZM47 112V111H46ZM46 112H45V114H46ZM57 112H58V110H57ZM57 112H56V114H57ZM63 112V111H62ZM72 112V111H71ZM114 112H116V114L114 113ZM161 112V111H160ZM185 112V111H184ZM196 112V111H195ZM35 113V114H34ZM52 113V112H51ZM55 113V112H54ZM60 112H58V114H59ZM155 113V112H154ZM172 113V112H171ZM217 113H218V111H217ZM216 113V114H217ZM57 114V115H58ZM64 114L66 115V116H70L71 118H73V116L71 115V113H70V111H68V112H64ZM81 114V112L79 113V115ZM98 114V113H97ZM101 114V113H100ZM166 114H168L167 112H166ZM178 114H180V113H178L177 111L174 113V115H171L170 114V117L172 116V118H173V121L176 119V121H178L177 120V118L179 117V115ZM192 114V113H191ZM210 114V113H209ZM214 114V113H213ZM216 114H215V116H216ZM56 115V116H57ZM75 115H76V113H75ZM89 115V114H88ZM154 115H156V114H154ZM183 115V114H182ZM181 115V116H182ZM193 115V114H192ZM52 116V115H51ZM81 116V115H80ZM85 116V115H84ZM83 116V117H84ZM149 116V115H148ZM157 116V115H156ZM211 116V115H210ZM25 117V118H24ZM69 117V118H70ZM78 117V116H77ZM86 117V116H85ZM183 117V116H182ZM91 118L92 117H90L89 119L91 120ZM158 118V117H157ZM165 118H167V116L166 117H164V119ZM197 118V117H196ZM253 118V117H252ZM75 119V118H74ZM73 119V120H74ZM80 119V118H79ZM185 119V118H184ZM189 119V118H188ZM193 119V118H192ZM214 119V118H213ZM44 120V119H43ZM95 120V119H94ZM138 120H140L139 118H138ZM155 120V119H154ZM166 120V119H165ZM181 120V119H180ZM190 120V119H189ZM46 121V120H45ZM82 121V120H81ZM141 121V120H140ZM151 121H152V119H151ZM163 121V120H162ZM168 121V120H167ZM196 121V120H195ZM214 121V120H213ZM260 121V120H259ZM5 122V123H4ZM54 122H56V121H54ZM53 122V123H54ZM79 122V121H78ZM142 122H145V121H143L142 120ZM156 122V121H155ZM159 122H160V120H159ZM185 122V121H184ZM193 122V121H192ZM210 122H212V121H210ZM264 122V121H263ZM58 123V122H57ZM69 123H72V121L71 122H69ZM81 123V122H80ZM157 123H158V121H157ZM157 123H155V124H157ZM163 123H165L164 121H163ZM179 123V122H178ZM189 123V122H188ZM214 123V122H213ZM134 124H136V123H134ZM145 124H146V122H145ZM153 124V122L150 124V125H152ZM160 124H162V123H160ZM171 125H173L172 123H170ZM182 124V123H181ZM215 124H216V122H215ZM251 124V123H250ZM260 124V123H259ZM54 125V124H53ZM66 125V124H65ZM140 125H142L141 123H140ZM144 125V124H143ZM163 125V124H162ZM168 125V124H167ZM263 125V124H262ZM47 126V125H46ZM50 126V125H49ZM54 126H56V125H54ZM70 126H72V125H70ZM78 126V125H77ZM132 126V125H131ZM174 126V125H173ZM181 126V125H180ZM259 126V125H258ZM261 126V125H260ZM1 127V128H2ZM52 127V126H51ZM60 127V126H59ZM143 127V126H142ZM151 127V126H150ZM158 127H160V126H158ZM157 127V128H158ZM162 127V126H161ZM176 127H178V126H176ZM175 127V128H176ZM185 127H187V126H185ZM185 127L183 126V129H185ZM0 128V129H1ZM6 128V127H5ZM16 128V127H15ZM83 128V127H82ZM89 128H90V126H89ZM131 128H133V127H131ZM134 128H137V127H135L134 126ZM133 128V129H134ZM154 128V127H153ZM152 128V129H153ZM164 128V127H163ZM167 129H168V127H166ZM169 128H170V126H169ZM173 128V127H172ZM181 128V127H180ZM188 128V127H187ZM143 129V128H142ZM145 129V128H144ZM159 129V128H158ZM167 129H165V131L167 130ZM179 129V128H178ZM255 129V128H254ZM260 129V133H261V136H262V132L264 131V127H260L259 128ZM8 130V129H7ZM90 130V129H89ZM132 130V129H131ZM137 130V129H136ZM164 130V129H163ZM163 130H161L160 129V131H163ZM170 130H172L171 128H170ZM186 130V129H185ZM52 131V130H51ZM55 132H56V130H54ZM138 131H140V130H138ZM152 131V130H151ZM159 131V132H160ZM237 131V130H236ZM253 131V130H252ZM87 132V131H86ZM89 132V131H88ZM141 132V131H140ZM155 132H158L157 130H155ZM167 132V131H166ZM187 132V131H186ZM239 132V131H238ZM59 133V132H58ZM63 133V132H62ZM68 133V132H67ZM131 133H133V130L131 131ZM135 133H137V132H135ZM161 133V132H160ZM168 133H170V132H168ZM173 133V132H172ZM188 133V132H187ZM36 134H40L41 135V138H37L36 140H35V137L37 136ZM54 134V133H53ZM64 134V133H63ZM88 134V133H87ZM87 134H85V135H87ZM91 134V133H90ZM89 134V135H90ZM118 134V135H117ZM122 134H123V132H122ZM140 134V133H139ZM142 134H143V132H142ZM149 134V133H148ZM186 134V133H185ZM236 134V133H235ZM244 134V133H243ZM25 135V134H24ZM59 135V134H58ZM77 135V134H76ZM92 135V134H91ZM90 135V136H91ZM101 135V136H100ZM133 135V134H132ZM154 135V134H153ZM160 135V134H159ZM179 135H181V134H179ZM238 135V134H237ZM256 135V134H255ZM260 135V134H259ZM52 136V135H51ZM70 136V135H69ZM75 136V135H74ZM106 138V139H104V137ZM144 136H146V135H144ZM151 136V135H150ZM163 136V135H162ZM176 136V135H175ZM264 136V135H263ZM262 136V137H263ZM59 137V136H58ZM101 137V138H100ZM125 137V136H124ZM147 137V136H146ZM156 137V136H155ZM183 137V136H182ZM203 137V136H202ZM253 137V136H252ZM65 138V137H64ZM150 138H152V137H150ZM149 138V139H150ZM158 138H160V137H158ZM172 138V137H171ZM170 138V139H171ZM174 138V137H173ZM172 138V139H173ZM176 138V137H175ZM54 139V138H53ZM115 139V138H114ZM120 138H118V140H119ZM156 139H157V137H156ZM155 139V141H157ZM164 139H165V137H164ZM162 140L161 138H160V140H162V141H166V140ZM169 139V140H170ZM237 139V143H236V146H237V149H238V154H239V160H240V163H241V168H242V170L248 175V177H249V180H250V184H251V187H250V189H251V192L253 193L252 194V200H250L252 203H253V205H254V207L256 208V212L258 213V214H256V217L257 218H262L263 220H264V200L262 201V199L264 198V187L262 188L260 185L262 184V183H264V175H262V177L261 176H259L258 175V173H257V169H256V167H257V163H259V162H262V161H264V157L262 156V157H259L258 159H257V161L256 162H249V161H247L246 160V158H245V155H244V153H243V149L245 148V144L246 143H244V141H243V138H241V136L240 137H237L236 138ZM263 139H264V137H263ZM74 140V139H73ZM122 140V139H121ZM126 140V139H125ZM131 140V139H130ZM177 140V139H176ZM176 140H173V141H175L176 143H177V141ZM235 140V139H234ZM108 141H109V139H108ZM111 141H113V140H111ZM114 141H117V140H114ZM154 141V142H155ZM161 141V142H162ZM179 141V140H178ZM56 142V141H55ZM78 142V141H77ZM125 142V141H124ZM133 142H135V141H133ZM139 142V141H138ZM180 142V141H179ZM197 142V141H196ZM232 142H233V140H232ZM57 143V142H56ZM94 143V144H93ZM99 143V144H98ZM112 143V142H111ZM114 143V142H113ZM116 143V142H115ZM135 143H137V142H135ZM157 143H158V141H157ZM61 144H62V141H61ZM110 144V143H109ZM109 144L107 143V146H109ZM184 146H185V144L184 143H182ZM230 144V143H229ZM66 145H68V144H66ZM103 146H104V143L102 144ZM112 145V144H111ZM110 145V146H111ZM117 145V144H116ZM125 144L123 143V146H124ZM131 145V144H130ZM139 145V144H138ZM159 145V144H158ZM158 145H155V146H158ZM234 145V144H233ZM56 146L57 145H55V148H56ZM65 146V145H64ZM102 146V147H103ZM106 146V147H107ZM132 146V145H131ZM134 146V145H133ZM140 146V145H139ZM155 146H154V148H151L150 147V150H151V152H152V149H155ZM1 147H2V145H1V143H0V150H1ZM14 147V146H13ZM93 147V146H92ZM166 147H167V149H166V151H167V153L169 152V154L171 153V155L173 156V159H171V160H165L164 162H162L161 160H160V158H159V156H153L152 157V162L151 163H149L148 165H147V169H145L146 170V173H149V174H151L149 177L150 178H152V181L150 182L151 183V186H153V185H156V186H160L159 185V183H158V181L160 180L159 178L161 177V176H163L164 177V183H163V185H161L160 187H158L159 189H164V191H162V192H160L161 194H157L158 192H155V191H153L152 192V195L149 197V199H148V205L150 206V210H148L147 208H144L145 210L147 209L148 211H151V218H153V222H155L158 226H163L166 230H167V232L165 233L166 235H161V233H159L157 230H155V226H153V227H151V229H148V233H146L147 235L146 236H144V239H145V241L147 242V244L146 245H148L147 247H148V249H149V251H150V253H148L146 256H145V259H150V258H152V257H155L158 253H161V252H163V251H165V252H163V254L164 255H167V254H169V256H171V254H172V259H173V261H176L177 262V264H264V242L263 243H261L259 246H257V247H254V248H247L245 245H243V244H241V245H239L238 247H237V249H236V251L234 252V253H232V254H230L229 256H227V257H223L222 256V254H221V252L218 250V239H219V236H218V232H219V229H217V227L215 226V230L216 231H214V234L210 237V230H207V229H204V227L205 228H207L208 226L210 227V211H211V213H212V216L213 217H218L219 216V214L218 215H216L215 214V212H212L213 210L214 211H216V212H218L219 210H221V205H222V207H223V205L224 204H227V207L229 206L231 209H232V206L233 205H242V203L246 200V201H248L249 199H250V197L248 196L249 195V193H250V191L246 188V184H245V182L244 183H242V181L241 180H239L237 177L235 178V177H229L228 179L227 178H224V184H227L228 186H233V185H242V190H241V192H239L237 195H235L233 198H232V196L231 197H227V196H225V195H220V193H218V195L220 196V198L219 199H216L215 200V202H217L218 204H216V205H219V206H216V205H213V204H215V203H213L212 204V207H211V205H210V203H209V205H208V207H207V210H206V212L202 215V218H201V223L200 222H196V214L194 213V214H189L190 212H189V207L191 206H188L187 207V210H186V213L189 215V216H191L194 220H192V222H190V221H185V220H183V219H185V213H183L182 212V205L184 206V203H183V200H184V197H182V196H177V195H172L171 194V192L169 191V190H167V188L169 187V184H170V182H172V184H173V186H186V187H188V188H190L191 186H198L199 185V183H200V185H199V188H200V186H202L203 184H204V180H205V177H204V174H202V176H200L199 177V174L197 173V169H196V166L193 164V162L191 161V157H190V155L188 154V152H181L180 153V155L178 156H174V154H175V150H176V147H178V144H172V142H168V143H166ZM7 148V147H6ZM65 148H66V146H65ZM114 148V147H113ZM113 148L110 150L109 148L107 149V150H109V151H112L113 150ZM115 148H117V147H115ZM141 148H142V146H141ZM188 148V147H187ZM233 148V147H232ZM231 148V149H232ZM11 149V148H10ZM73 149V150H72ZM97 149V148H96ZM119 149H121V147L119 148ZM125 148H122V150H124ZM147 149H149V148H147ZM181 149V148H180ZM62 150V149H61ZM94 150H95V148H94ZM94 150H92L93 152H94ZM100 150H101V147H100ZM146 150V149H145ZM235 150H236V148H235ZM245 150V149H244ZM59 151V150H58ZM109 151H106L107 153L109 152ZM116 151V150H115ZM149 151V150H148ZM177 151H178V149H177ZM185 151V150H184ZM22 152H23V150H22ZM104 152V151H103ZM113 152V151H112ZM154 152V151H153ZM152 152V153H153ZM157 152V151H156ZM61 153H62V151H61ZM101 153V152H100ZM100 153L98 154V155H100ZM105 153V152H104ZM142 153V152H141ZM145 153V152H144ZM166 153V154H167ZM6 154V153H5ZM10 154H12V153H10ZM140 154V153H139ZM146 154V153H145ZM1 155H3V153L1 154ZM110 155V154H109ZM129 155H130V153H129ZM134 156V155H133ZM140 156H141V154H140ZM136 158V157H135ZM249 158V157H248ZM13 159V158H12ZM15 159V158H14ZM13 159V160H14ZM20 159H18L19 161H20ZM146 159H147V157H146ZM4 160V159H3ZM2 160V161H3ZM8 160L9 159H7L6 161L8 162ZM99 160V159H98ZM98 160H96V161H98ZM131 160V159H130ZM136 160H137V158H136ZM144 160V159H143ZM249 160V159H248ZM256 160V159H255ZM15 161H16V159H15ZM84 161V160H83ZM142 161V160H141ZM141 161H139L140 163H141ZM251 161V160H250ZM253 161V160H252ZM14 162V161H13ZM17 162V161H16ZM15 162V163H16ZM137 162V161H136ZM148 162V161H147ZM4 163V162H3ZM60 163V162H59ZM62 163V162H61ZM23 164V163H22ZM39 164V165H40ZM129 164H130V162H129ZM25 165V164H24ZM86 165V164H85ZM19 166V165H18ZM23 166V165H22ZM134 166V165H133ZM132 166V167H133ZM138 166V165H137ZM149 166V167H148ZM35 167V166H34ZM90 167V168H91ZM96 167V166H95ZM136 167V166H135ZM134 167V168H135ZM139 167H140V165H139ZM25 168H26V166H25ZM28 168V167H27ZM40 168H42V167H40ZM82 168H83V165H82ZM97 168V167H96ZM107 168V167H106ZM148 168H149V170H148ZM42 169H44V168H42ZM93 169V168H92ZM116 169V168H115ZM153 169V170H152ZM80 170H81V172H80ZM29 171H30V168H29ZM40 171V170H39ZM38 171V172H39ZM48 171V170H47ZM86 171V170H85ZM88 172V171H87ZM121 173H122V171H120ZM119 172V173H120ZM132 172V171H131ZM3 173V170L1 169V174ZM44 173V172H43ZM89 173V172H88ZM92 173H94V172H92ZM0 174V175H1ZM113 174V173H112ZM123 174V173H122ZM137 174V173H136ZM263 174H264V172H263ZM45 175V174H44ZM88 175V174H87ZM140 175V171L138 172V174L136 175L137 176V180L139 179V176ZM1 176H3V175H1ZM40 176H42V175H40ZM126 176H127V174H126ZM128 176H130L129 175V173H128ZM127 176V177H128ZM133 176V175H132ZM131 176V177H132ZM144 176V175H143ZM30 177V176H29ZM93 177H94V175H93ZM219 176H218V174L217 173H215L214 174V180H213V182L214 183H216L215 185L217 186V184L219 185V184H221L220 182V179L218 178ZM36 178V177H35ZM59 178V179H60ZM130 178V177H129ZM162 178V177H161ZM199 178H200V180H199ZM202 178V179H201ZM218 178V179H217ZM34 179V178H33ZM93 179V178H92ZM119 179H120V177H119ZM38 179H36V181H37ZM41 179H39V181H40ZM44 180V179H43ZM55 180V179H54ZM116 180V179H115ZM127 180V179H126ZM144 180V179H143ZM217 180H218V183H217ZM54 182V181H53ZM137 182V181H136ZM174 182V183H173ZM34 183V182H33ZM86 182H84V184H85ZM91 183V182H90ZM117 183V182H116ZM133 183H134V181H133ZM158 184V185H157ZM1 185H2V183H1ZM48 185V184H47ZM102 185V184H101ZM117 185H119V184H117ZM125 185V184H124ZM142 184H139L138 183V187L140 188V187H142L141 186ZM227 185H222L223 187H227ZM35 186V185H34ZM85 186H86V184H85ZM87 186H88V184H87ZM115 186V185H114ZM261 188H260V187ZM21 187V186H20ZM32 187H33V185H32ZM82 187V186H81ZM96 187V186H95ZM103 187V186H102ZM122 187V186H121ZM149 187H150V185H149ZM230 187V188H231ZM35 188H37V187H35ZM49 188V187H48ZM53 188V187H52ZM59 188H62V187H59ZM90 188V187H89ZM89 188H87V189H89ZM106 188V187H105ZM130 188V187H129ZM157 188V187H156ZM179 188V187H178ZM229 188V187H228ZM83 189V188H82ZM94 189V188H93ZM102 189V188H101ZM119 189V188H118ZM117 189V190H118ZM143 189H146V188H144V186H143ZM173 189V188H172ZM214 189V188H213ZM17 190H20V189H17ZM46 190H47V188H46ZM84 190V189H83ZM110 190V189H109ZM114 190V189H113ZM150 190V189H149ZM184 190V189H183ZM39 191V190H38ZM40 191H42V189H40ZM71 191V190H70ZM76 191V190H75ZM78 191V190H77ZM81 191V190H80ZM122 191V190H121ZM185 191V190H184ZM216 191V189L214 190V192ZM52 192V191H51ZM50 192V193H51ZM83 192V191H82ZM107 192V191H106ZM124 192V191H123ZM122 192V193H123ZM145 192V191H144ZM173 192V191H172ZM177 192V191H176ZM213 192V191H212ZM213 192V193H214ZM254 193L256 194V193H258V197L260 196L261 198H259L260 200L258 201V199H257V197L254 195ZM35 194V193H34ZM110 194V193H109ZM113 194H114V192H113ZM115 194H116V192H115ZM136 194V193H135ZM149 194V193H148ZM147 194V195H148ZM236 194V193H235ZM29 195V194H28ZM42 195V194H41ZM41 195L39 196V197H41ZM45 195V194H44ZM145 195V194H144ZM34 196V195H33ZM46 196V195H45ZM56 197H57V195H55ZM96 196V197H95ZM141 196V195H140ZM211 196H212V194H211ZM214 196V195H213ZM43 198H44V196H42ZM129 197V196H128ZM145 197V196H144ZM32 198V197H31ZM34 198V200L36 199L35 197H33ZM146 198H148V197H146ZM145 198V199H146ZM17 199V198H16ZM38 199V198H37ZM41 199V198H40ZM47 199V198H46ZM56 199V198H55ZM111 199V198H110ZM124 199H125V197H124ZM141 199H143V198H141ZM257 199V200H256ZM42 200V199H41ZM140 200V199H139ZM45 201V200H44ZM46 201H48V200H46ZM73 201V202H74ZM107 201H109V200H107ZM143 201H144V199H143ZM209 202H210V197H209ZM58 204H60V202H57ZM107 203V202H106ZM139 203V202H138ZM21 204H23V203H21ZM49 204V203H48ZM108 204V203H107ZM135 204H136V202H135ZM50 205V204H49ZM62 205H65V206H62ZM121 205V204H120ZM140 205H141V202H140ZM28 206V205H27ZM33 206V205H32ZM68 206H70V203H68V202H66V203H64V204H61V206L60 207H64V209L63 210H60L61 208L60 207H54V206H49V207H41V206H37V207H34V208H31L30 207V209L29 208H25V211L28 213V214H31V215H43V216H49V217H54V215L56 216V215H58V216H60V215H63L64 214V212H65V215H69V212H72V213H75V212H78V210H76V211H72V210H68V208H66V207H68ZM141 206H143V204L141 205ZM145 206H146V204H145ZM71 207V206H70ZM121 207V206H120ZM193 207V206H192ZM226 207V206H225ZM103 206H102V208H101V210H103ZM214 208V209H213ZM236 208V207H235ZM21 209V208H20ZM20 209H17V211H21V213H22V210H20ZM122 209V208H121ZM139 209V208H138ZM142 209V208H141ZM190 209H192L191 207H190ZM193 209H195V207L193 208ZM192 209V210H193ZM242 209H244L243 207H242ZM80 210V209H79ZM191 210V211H192ZM245 210V209H244ZM48 211V212H47ZM63 211V212H62ZM163 212H164V214H163ZM24 213V212H23ZM63 213V214H62ZM80 213H81V211H80ZM77 214V213H76ZM83 214V213H82ZM27 215V214H26ZM133 215V214H132ZM2 217H3V215H1ZM0 216V228L1 227H4V229L7 231V230H9L8 232H10V230H13V222L11 221V220H9V219H5V218H2ZM134 216H136V215H134ZM211 216V217H212ZM57 217V216H56ZM94 217V216H93ZM122 217V218H121ZM125 217V220H128L130 223H128V225L125 227L126 228V231H127V234L126 235H128V242L126 241V238H124L125 239V241L127 242V244H126V251L125 252H123V249H122V241H121V234H120V226H121V224H123V221H122V219ZM70 218V217H69ZM115 218V219H114ZM146 218V217H145ZM215 218V219H216ZM90 219V218H89ZM220 219V218H219ZM66 221V220H65ZM70 221H72L73 223H75L76 225H78L79 227H82V226H84V223H83V221H81V220H73V219H71ZM78 221V222H77ZM91 221V220H90ZM101 221L102 222H95V223H93L92 221H91V223L89 222L87 225H89L90 227L92 226V237L93 236H97V237H101V241L103 242L104 240H106V241H110V240H115L116 239V236H117V240H115V243L117 244V246L120 248V251L118 252V248L116 249V250H114V252H116V256L114 257V260H113V262H114V264H132V257H134V253L138 250V248L136 247V243H139L138 242V239H139V237H140V228H143V223L140 221V222H138L139 223V226L140 227H138V226H135V224H134V221H133V219H132V217H131V215H129V214H127L126 213V211H123V210H120L119 212H118V214H116L115 213V216H112V214H111V212H101ZM105 221H108V222H110V223H112V222H114V223H112L111 225H114L116 228H117V230H119L118 232H117V234H114V232H113V230L112 229H110L107 225H106V223H105ZM127 221V222H128ZM87 222V221H86ZM135 222H136V220H135ZM19 228H21V230H24V228L25 227H27V228H32L33 230H34V232L33 233H36V238L37 239H39L42 243H45L46 241H47V239H48V237L53 233V227H51L50 225H47L46 223L45 224H43V222L42 223H40L39 221H32V222H27V221H24V220H20L19 222ZM154 223V224H155ZM17 225V224H16ZM54 225V224H53ZM75 225V226H76ZM138 225V224H137ZM187 226H189V227H187ZM122 228V227H121ZM124 228V229H125ZM213 228H214V226H213ZM56 229V228H55ZM123 230V229H122ZM186 230H188L189 232L188 233H186L185 231ZM15 231H17V230H15ZM36 231V232H35ZM56 231V230H55ZM145 231V230H144ZM67 232V231H66ZM213 232V231H212ZM2 234H4V233H2ZM10 233H8V235H9ZM1 236V238H0V240L1 239H3V235H0ZM124 236H125V234H124ZM96 237V238H97ZM119 237H120V239H119ZM69 238H71V239H69ZM55 239H58V240H56L57 242H55L54 243V245H53V249L55 250V249H57V247H62V242L65 244V245H63V246H67L68 245V247H66L65 249H61V250H63L62 252H64V250H67V251H69L70 249H69V247H71L70 245H72L75 241H73L75 238H72V237H67V236H65V235H58L57 236V238H55ZM87 239V238H86ZM91 240H92V238H91ZM2 241V240H1ZM61 241V242H60ZM119 241V242H118ZM51 242H52V240H51ZM51 242H49V241H47V243H51ZM86 242V241H85ZM92 242V241H91ZM118 242V243H117ZM206 243V244H208L209 245V247H207V246H203V243ZM136 245H135V244ZM109 244V243H108ZM110 244H111V242H110ZM139 246V245H138ZM256 246V245H255ZM114 247V246H113ZM136 247V248H135ZM47 248V245L46 244H42L41 245V249L43 250V253L41 254V256H38V258L36 259V261H35V264H72L76 259H73L72 261H70L69 259H68V257L67 256H65L63 253L61 254L62 256H58L57 257V259L56 260H54V262H52V258L50 257L51 255L48 253V252H46L45 251V249ZM78 250L76 251L77 253H80V252H82V250L84 249H86L85 248V244H82V245H80V246H77L76 247ZM146 248V247H145ZM87 252V251H86ZM107 253V252H106ZM138 254V253H137ZM102 255V254H101ZM31 261V260H30ZM87 262V261H86ZM34 264V263H33ZM86 264H88V263H86ZM94 264V263H93ZM145 264V263H144Z\"/></svg>","mask_w":264,"mask_h":264}]
</instances>
